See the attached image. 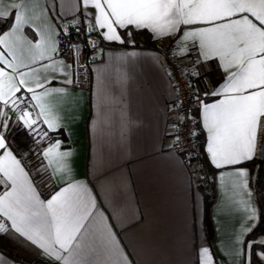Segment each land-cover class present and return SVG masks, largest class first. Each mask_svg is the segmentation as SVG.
<instances>
[{
	"label": "snow or ice",
	"instance_id": "obj_1",
	"mask_svg": "<svg viewBox=\"0 0 264 264\" xmlns=\"http://www.w3.org/2000/svg\"><path fill=\"white\" fill-rule=\"evenodd\" d=\"M60 2L62 7L71 4L78 18L58 26L56 35L71 37L75 32L79 36L81 31L91 35L98 30L100 43L83 46L92 52L99 48L103 55L101 45L105 42L134 47V33L142 31H147L154 41H171L169 54L174 60L186 61L176 71L187 77L189 98L198 107L195 116L187 115L186 110L181 112L171 130L175 135L170 147L181 143L180 125L188 121L199 125V129H189L188 139L203 135L197 147L203 148L215 170L218 199L213 218H240V228L231 233L228 255L221 251L225 239L217 231L215 247L223 258L211 251V245L202 246L196 253V264H264V235L247 238L259 225L260 213L249 187L250 169L246 167L256 159L264 160V0ZM43 12L39 0H9L7 8L0 0V235L23 241L21 246L33 251L41 264H133L132 257H137L136 264H140L136 249L132 248L130 256L117 235L125 223L139 222L141 218L126 175L110 172L98 181V192L82 181L70 179L73 153L60 132L65 130V136H69L68 125L62 121L68 119L65 113L79 103L70 87L74 85V74L69 73L63 81L46 78V83H38L35 89L23 87L33 65L55 66L59 59L52 25L47 27L48 35L41 26L37 25L39 31L32 27ZM68 51L72 62L67 68L71 69L76 64V54L82 51L81 45L71 43ZM137 55L135 51L126 52L120 59ZM89 59L95 62L97 58ZM213 62L223 73V83L211 93L204 92L202 99L197 82L202 80L207 86L209 81L201 67ZM59 63L65 62L61 59ZM107 70L108 66L94 69L98 73L97 123L105 125L109 118L102 109L113 102ZM209 70L205 67L206 72ZM167 75L175 78L171 71ZM210 96L214 98L212 102H205ZM20 132L30 141L27 153L15 142ZM34 146L39 150L34 151ZM180 151L183 149L177 148ZM194 152L193 148L185 157L189 164L192 159H201L191 155ZM50 154L54 159L49 158ZM32 157L39 159L35 169L28 167ZM175 157L176 153L170 151L165 158L179 164ZM54 162L57 167L49 172ZM99 164L103 172L102 158ZM198 167L203 171L202 164ZM33 171L36 177L51 179L54 172H60L66 178L62 186L50 185L53 191L44 199ZM226 176L235 178L231 195L224 184ZM189 188L199 190L198 185L189 184ZM193 203L195 206L194 200ZM0 264H8L2 254Z\"/></svg>",
	"mask_w": 264,
	"mask_h": 264
},
{
	"label": "crops",
	"instance_id": "obj_2",
	"mask_svg": "<svg viewBox=\"0 0 264 264\" xmlns=\"http://www.w3.org/2000/svg\"><path fill=\"white\" fill-rule=\"evenodd\" d=\"M8 6L9 0H4V7ZM39 8L44 12L42 16H37L33 29L39 31V25L44 29L45 35H48L47 27L51 24L52 35L56 39L58 26L61 27L64 20L76 14L71 4H64L62 7L60 0H39ZM61 12L64 13L63 16L60 15ZM133 38L134 47L112 43L120 48L104 50L103 55L98 51L101 60L89 68L90 80L87 84L76 82L74 69L67 68L71 60L62 59L65 62L62 65L59 58L55 66L42 67L40 63L33 65L32 72L25 77L27 82L23 87L35 89L38 83H46V78L63 81L69 73L74 74V85L70 87L76 93L79 103L65 113L68 119L62 121L68 125L66 131L69 136H65V130L60 132V138L66 140V146L73 153L70 179L73 182L82 181L98 192V181L110 172L120 171L126 175L141 217L139 222L128 221L123 225L122 231L117 230L120 242L130 256L132 248H135L140 264H196L199 249L211 245V251L222 259L220 251L215 247L216 232L220 231L224 235L225 245L221 251L227 256L231 250V233L233 229L240 228V218L221 216L214 220L213 207L218 199L215 179L216 196L210 211L213 235L208 237L203 194L200 189L190 190L189 184L197 185L194 173L182 164L181 156L175 148L170 147L174 143L171 130L176 119L173 109L176 94L172 80L167 75L161 48L171 41H154L147 31L134 33ZM131 51L138 55L120 59L124 53ZM157 56L158 61L154 60ZM25 62L30 63L28 60ZM106 66L108 70L105 76L113 94V102L102 109L109 118L107 125L97 123L98 73L94 71ZM205 67L210 70L206 72ZM201 73L207 75L209 81L207 86L202 80L197 82L203 93H211L217 85L223 83V73L215 62L202 66ZM213 99L210 96L205 102L211 103ZM170 151L176 153L175 159L179 164H173L165 158ZM49 158L54 159L52 154ZM101 158L103 172L100 171ZM38 164L39 159L31 158L28 167L35 169ZM56 167L57 163L54 162L49 172ZM32 175L36 177L35 171ZM65 178L60 172H54L51 179L36 177V187L42 198L47 199L53 191L50 185L62 186ZM234 179L230 176L224 178L230 195ZM249 187L254 193L260 213L251 183ZM113 226L115 227V223ZM8 240L11 253L0 247V254L8 264H12V261L16 264H41L33 251L21 246L23 241ZM136 259L137 257H132L133 264H136Z\"/></svg>",
	"mask_w": 264,
	"mask_h": 264
},
{
	"label": "built area",
	"instance_id": "obj_3",
	"mask_svg": "<svg viewBox=\"0 0 264 264\" xmlns=\"http://www.w3.org/2000/svg\"><path fill=\"white\" fill-rule=\"evenodd\" d=\"M73 18H78L77 14L64 20L62 22L61 27L67 24H71L73 21ZM89 27H91V25H89ZM97 32L98 30H93L91 35H86L84 31H81L79 36H77L75 32L72 33L71 37H68L65 34H59L57 36L58 48H59V52L57 53V56L60 59H69L72 62V57L69 55V51H68L70 44L78 42L81 45L82 51L76 54V64L73 67L77 83L82 82V83L87 84L90 80L89 68L101 60V57L98 54V51H100L99 48L95 52H92L90 48L83 47L85 43H88V44H92V43L99 44L100 43ZM170 44L171 43H169L165 47H162L161 53L165 59L167 71L168 72L171 71L175 77L174 79L172 77L170 78L172 80L175 94H176V97L173 102V109L176 114V119H175L176 121L180 118L181 112L185 110H186L187 115H192V116L197 115L196 109L198 105L196 104L194 100L189 98V87L187 84V77H182L181 74L176 71L178 65L184 66L186 62L177 61L173 59V57L169 54ZM101 47L104 50L120 48L119 45L108 43V42L103 43ZM90 57H96L97 59H95V62H93L92 59H89ZM177 84H179L178 91L176 89ZM200 93H201V98L203 99V92L201 90H200ZM180 104L183 105L182 109L179 108ZM197 126L198 124H196L195 122L188 121L185 124L180 125L178 128V131L182 139H181V143L175 148V150L177 151V148L183 149V151H180L178 153L181 156L182 164L188 168H191V166L193 165V162L196 160V159H192L190 164L185 160V157L190 154L191 149L193 148L195 149V152L191 153V155H195L199 157L201 156L200 147H197V145H199L198 139H193L191 141H189L188 139L189 129L197 128ZM174 135L175 134L173 133V137Z\"/></svg>",
	"mask_w": 264,
	"mask_h": 264
},
{
	"label": "trees",
	"instance_id": "obj_4",
	"mask_svg": "<svg viewBox=\"0 0 264 264\" xmlns=\"http://www.w3.org/2000/svg\"><path fill=\"white\" fill-rule=\"evenodd\" d=\"M147 45H150L149 43ZM199 129V125L197 126ZM15 142L19 147L27 153V144L30 142L23 132H20L14 137ZM198 139L199 145L203 142V135ZM46 145H42L44 147ZM34 146V151H38ZM201 156L199 160H195L191 166L192 173H194L195 180L199 189L201 190L204 197V208H205V228L208 237H212V223L210 218L211 207L215 201L216 188H215V170L208 163L207 158L204 156V150L200 147ZM38 159L37 157H32ZM203 165V171L199 170V165ZM250 169L251 179L250 183L255 191L259 209H260V223L255 228L251 236L247 237L251 239L258 235L264 234V160L256 159L254 162H250L246 165ZM10 242L5 237H0V247L7 253H11L9 250Z\"/></svg>",
	"mask_w": 264,
	"mask_h": 264
}]
</instances>
